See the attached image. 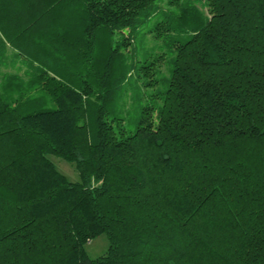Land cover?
<instances>
[{
    "label": "trees",
    "instance_id": "obj_1",
    "mask_svg": "<svg viewBox=\"0 0 264 264\" xmlns=\"http://www.w3.org/2000/svg\"><path fill=\"white\" fill-rule=\"evenodd\" d=\"M0 264H264V0H0Z\"/></svg>",
    "mask_w": 264,
    "mask_h": 264
},
{
    "label": "rangeland",
    "instance_id": "obj_2",
    "mask_svg": "<svg viewBox=\"0 0 264 264\" xmlns=\"http://www.w3.org/2000/svg\"><path fill=\"white\" fill-rule=\"evenodd\" d=\"M8 50L12 51L13 48L8 46ZM130 94L132 96V101H133L134 97L141 96V90L139 87H137V88L132 87ZM133 102L137 103L136 101H133ZM128 108H129V106H128ZM126 121H127V123H126L127 129L133 130L136 126V121H135L133 111H129V114L127 116ZM51 158L54 161V163L56 164V166L62 171L63 174H65L71 180H77V178H78L77 171L72 164H70V163H68V162H66V161H64L58 157H55V156H51ZM108 245H109V242H108L106 234L100 233L97 236L93 237L91 240L87 241L84 244V248H85L89 257L96 258V257L102 255L103 253H105V251L108 248Z\"/></svg>",
    "mask_w": 264,
    "mask_h": 264
}]
</instances>
